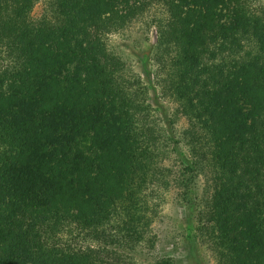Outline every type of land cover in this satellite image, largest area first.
<instances>
[{"label": "trees", "instance_id": "obj_1", "mask_svg": "<svg viewBox=\"0 0 264 264\" xmlns=\"http://www.w3.org/2000/svg\"><path fill=\"white\" fill-rule=\"evenodd\" d=\"M38 1L0 0V264H178L142 261L155 250L149 190L168 186L184 209L200 201L217 264H264V5L156 0L187 120L163 167L105 42L146 0H52L34 18Z\"/></svg>", "mask_w": 264, "mask_h": 264}, {"label": "rangeland", "instance_id": "obj_2", "mask_svg": "<svg viewBox=\"0 0 264 264\" xmlns=\"http://www.w3.org/2000/svg\"><path fill=\"white\" fill-rule=\"evenodd\" d=\"M52 0H39L32 16L40 17L49 11ZM256 6L264 5V0H251ZM139 7L135 15L130 16L126 24L116 31L105 35L109 52L122 62V77L132 87L137 101L145 107L140 119L145 126L160 136L157 148L160 149L159 163L163 167L175 165L176 155L171 154V137L179 138L187 127V120L179 111L178 102L172 97L169 89V72L171 52L158 48V37L164 31L168 14L162 3L146 0L136 3ZM134 7V5H133ZM173 122V124H171ZM167 148V151L164 149ZM182 156H187L186 148H182ZM187 160V158H185ZM161 161V162H160ZM204 176L198 183L199 199L208 190L209 184ZM150 201L157 211L148 231L149 239L155 243V250L143 255L142 261L157 257L160 252L164 256H172L178 264H217L208 243L197 231V205L191 209L180 207L176 193L172 187L150 189ZM65 236L77 247L94 246L90 239ZM147 248V246H145Z\"/></svg>", "mask_w": 264, "mask_h": 264}]
</instances>
